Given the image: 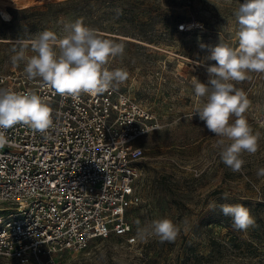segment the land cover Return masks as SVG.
<instances>
[{"label":"rangeland","instance_id":"1","mask_svg":"<svg viewBox=\"0 0 264 264\" xmlns=\"http://www.w3.org/2000/svg\"><path fill=\"white\" fill-rule=\"evenodd\" d=\"M243 2L0 0V71H23L24 62L14 65L11 59L21 42L44 30L63 35L66 23L81 20L102 38L124 45L123 56L106 67L124 69L128 78L112 87L149 109L158 123L137 142L144 148L136 184L140 200L127 217L134 242L96 239L84 251L62 253L59 264H264V176L257 175L264 168V74L234 82L251 102L244 117L259 136L257 152L242 154L239 172L220 159L215 146L220 138L192 117L197 103L193 79L207 81L206 66L215 63L206 59L210 47L237 45L235 12ZM26 55H34L30 45ZM210 202L216 211L208 210ZM221 204H243L255 226L234 229L232 218L220 212ZM6 212L0 207V214ZM162 218L179 228L174 242L137 237L138 223Z\"/></svg>","mask_w":264,"mask_h":264},{"label":"built area","instance_id":"2","mask_svg":"<svg viewBox=\"0 0 264 264\" xmlns=\"http://www.w3.org/2000/svg\"><path fill=\"white\" fill-rule=\"evenodd\" d=\"M0 87L40 95L54 123L48 135L25 125L6 130L0 260L59 264L62 253L84 251L96 239L133 243L127 217L140 200L136 184L144 157L137 142L158 128L149 109L113 87L79 100L62 97L14 68L0 71Z\"/></svg>","mask_w":264,"mask_h":264},{"label":"clouds","instance_id":"3","mask_svg":"<svg viewBox=\"0 0 264 264\" xmlns=\"http://www.w3.org/2000/svg\"><path fill=\"white\" fill-rule=\"evenodd\" d=\"M235 16L237 45L219 42L210 47L206 59L215 63L206 66L207 81L193 79L197 103L192 117L197 116L210 133L220 138L215 145L220 149V159L233 172H239L244 164L242 154L257 152L259 136L244 117L251 102L234 82L250 80V73L264 74V0H244ZM29 45L34 55H26ZM124 51L122 43L102 38L76 20L64 25L63 35L44 30L27 44L21 42L18 50L13 49L11 59L14 65L24 62L23 71L29 80L39 78L60 96L79 100L81 94L96 96L127 80L126 70L106 67ZM16 125L48 135L54 127L52 109L33 91L0 87V147L8 143L6 130ZM257 175L264 176V168ZM216 208L215 202L209 203V211ZM219 210L232 218L236 230L255 226L254 217L243 204H221ZM179 231L170 219L162 218L143 226L138 223L136 235L141 240L154 236L161 243L174 242Z\"/></svg>","mask_w":264,"mask_h":264},{"label":"bare ground","instance_id":"4","mask_svg":"<svg viewBox=\"0 0 264 264\" xmlns=\"http://www.w3.org/2000/svg\"><path fill=\"white\" fill-rule=\"evenodd\" d=\"M16 0H9V4L14 3ZM24 2V1H23ZM22 3V2H21ZM21 7V6H19Z\"/></svg>","mask_w":264,"mask_h":264}]
</instances>
